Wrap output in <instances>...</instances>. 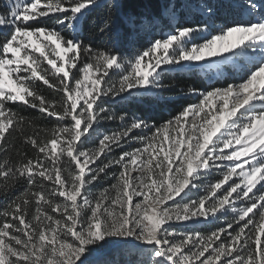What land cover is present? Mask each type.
<instances>
[{
  "label": "snow or ice",
  "instance_id": "snow-or-ice-1",
  "mask_svg": "<svg viewBox=\"0 0 264 264\" xmlns=\"http://www.w3.org/2000/svg\"><path fill=\"white\" fill-rule=\"evenodd\" d=\"M99 6L14 0L0 13V196L10 197L0 209V264H134L127 258L137 254L144 258L135 264H264V3L150 0L132 8L110 0L95 38L115 39L120 47L111 51L84 36L87 14ZM192 7L198 19L188 25L183 17ZM232 13L248 19L216 27ZM47 20L54 24L33 26ZM158 27L166 34L125 61L121 47ZM242 58L248 67L239 83L199 93V103L160 126L132 118L87 147L101 114L127 120V113L108 116L103 97L136 90L161 100L164 66L208 61L219 69ZM36 82L61 99H48ZM18 102L54 118L55 127L37 128L10 107ZM129 141L140 146L107 159ZM113 168L115 183L93 193ZM229 211L233 220L207 233L180 234L174 226L215 224Z\"/></svg>",
  "mask_w": 264,
  "mask_h": 264
},
{
  "label": "trees",
  "instance_id": "trees-1",
  "mask_svg": "<svg viewBox=\"0 0 264 264\" xmlns=\"http://www.w3.org/2000/svg\"><path fill=\"white\" fill-rule=\"evenodd\" d=\"M110 2V0H100V6L92 9L87 14V20L89 25V30L84 33V36L87 40H91L93 42L94 47H99L101 50H113V46L120 47L119 43L113 39V41L109 42L107 37H104L100 40H96L95 33V25L100 23L105 17V5ZM150 0H126V3L129 7L136 8L139 5L144 3H148ZM151 2H156V0H151ZM191 2H197V0H190ZM234 20H238L237 13L228 14L226 17H221L220 19L215 20V23L219 25H223L227 23H231ZM153 31L150 33L151 38H155L153 36ZM147 39L141 36L137 39L134 38L133 42L125 43L121 47V53L124 59H131L135 54L140 52L143 48L147 47ZM127 70V65L124 69ZM119 79V75H112L109 83H116ZM163 83L167 86L164 91H162L159 95L163 97L161 100H157L156 96H147L142 94H131L127 95V93L122 94L124 97L121 99L120 97H103L99 103L101 106L107 110V115H116L119 116L121 114L127 113V120L125 122L116 120H109L104 117V114H101L100 124L97 126L96 133L93 134L92 140L95 143L88 144L87 147H94L95 144H98L99 138L104 134H111L113 132H119L123 129L126 123H130L132 118H143L149 122L150 125L155 124L156 126L162 125L165 121L172 119L174 116L179 114V112L187 105L195 104L197 101L196 97H191L188 95L191 92V89L195 88L198 91L202 90L205 86L204 82L199 79L195 75H163L162 77ZM41 91L48 99L57 100L61 99V94L56 92L53 89H49L46 85H43L41 82H36L34 85ZM107 86V85H105ZM170 89V90H169ZM15 111L26 116L28 119L35 122L37 128H52L55 127L56 121L54 118H49L45 114L39 113L37 110L32 109L22 103H16L14 105H10ZM31 131V129L29 130ZM147 131V130H145ZM15 137V134H14ZM10 143H14L17 148H21V141L18 138H10ZM139 141H129L127 145H122L120 148H113V151L108 155L107 159H116L118 158L121 151L131 150L135 147H139ZM23 150H25L28 156L35 158L37 153L34 149L29 145H24ZM10 155L13 159H15V155L10 152ZM101 159H105L102 157ZM118 168H113L109 171L107 176H104L102 179L98 180L94 187L91 188L93 193H98L104 188H108L111 184L115 183L114 174L118 173ZM220 176L214 172L213 179H219ZM25 185H21L17 191H22ZM227 187V186H225ZM201 195L203 194V189H201ZM193 199H197L196 195H193ZM8 199L10 197L0 196V209H3ZM241 205L237 204V207ZM234 213L229 212L216 221L215 224L204 223L201 226H194L188 229L176 228L178 233L180 232H188V231H201L202 233H207L211 230H214L218 227H225L226 224L233 220ZM3 222V218L0 217V223ZM235 227V225H234ZM122 259V258H121ZM128 259L132 260L135 264L137 260H135L134 256L129 257ZM123 260V259H122Z\"/></svg>",
  "mask_w": 264,
  "mask_h": 264
},
{
  "label": "rangeland",
  "instance_id": "rangeland-1",
  "mask_svg": "<svg viewBox=\"0 0 264 264\" xmlns=\"http://www.w3.org/2000/svg\"><path fill=\"white\" fill-rule=\"evenodd\" d=\"M14 0H0V13H6L8 11V5H10L11 3H13ZM20 2L22 3L23 0H20ZM256 2L258 4H262L264 3V0H256ZM196 2H191V4H195ZM237 18L238 20L240 19H244L247 20L248 16L247 14H244L243 16H241L239 13H237ZM184 21L186 22V24L188 25H195L197 23V11L195 9V7H192L190 10H186L185 15L183 17ZM47 24V26L51 27L54 24L53 20H47V21H41V25H33V26H42L43 24ZM217 28L223 27V25H219L217 23H215ZM165 30L164 32L161 31V29L158 27L156 28L152 33L153 36H155V38H160L162 35L166 34ZM151 32V31H149ZM141 36H143L145 39H147V46L149 41L153 40V38H151V35L149 33H145L142 32ZM199 39V38H197ZM228 55V54H225ZM220 57H211L209 58V60H219ZM125 61H129L130 59H124ZM201 65H203V67H189L188 62L184 63V66H164V71L161 73V76L163 77V75H174V74H178V75H195L197 76L199 79H201L205 86L202 88V90L198 91L196 94H193L192 92H189L188 95L191 97H196L197 101L195 104L199 103L201 96L199 95V93L201 92H205L208 90H211L213 87H225L228 83H239L241 81V79L244 77L245 72L247 70V61L244 60L243 58L239 61H237L235 64L232 63H228V64H222L219 69H216L214 67H209L208 66V61H202L199 62ZM162 84L164 86V89H166V85L163 83L162 80ZM131 94H141L139 92H137L136 90H132ZM130 94V95H131ZM129 95V94H127ZM142 95H147V96H155L157 95V93L155 92H147V93H143ZM217 101L215 99H213V103H216ZM19 103V102H18ZM228 151V150H225ZM219 175V173H217ZM237 179V178H234ZM238 182V179H237ZM227 186V185H225ZM179 199V198H177ZM171 204V202H169ZM231 212V211H229ZM204 222L202 219L200 220V222L198 223H193L192 221H188L186 223H177L174 226L176 228H192L194 226H201L203 225ZM184 232H180V234H183ZM141 247L145 248V249H150L151 246H146V245H142ZM135 260L139 261L141 259H143L144 257H142L141 255L137 254L136 256H134ZM122 259H124L122 257ZM128 259V258H127Z\"/></svg>",
  "mask_w": 264,
  "mask_h": 264
}]
</instances>
